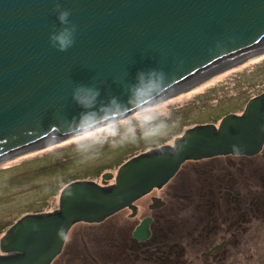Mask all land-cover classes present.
<instances>
[{
	"label": "water",
	"instance_id": "obj_1",
	"mask_svg": "<svg viewBox=\"0 0 264 264\" xmlns=\"http://www.w3.org/2000/svg\"><path fill=\"white\" fill-rule=\"evenodd\" d=\"M262 50L264 0H0V163L127 117ZM263 144L264 91L241 113L131 156L101 183H66L56 209L23 214L4 231L0 264H51L73 224L131 208L188 160L251 156Z\"/></svg>",
	"mask_w": 264,
	"mask_h": 264
},
{
	"label": "flooded vegetation",
	"instance_id": "obj_2",
	"mask_svg": "<svg viewBox=\"0 0 264 264\" xmlns=\"http://www.w3.org/2000/svg\"><path fill=\"white\" fill-rule=\"evenodd\" d=\"M188 161L203 162L188 167L184 162L169 179L178 181L170 191H161L168 181L131 208L99 223L82 222L94 226L119 216L106 229L112 230L89 235L100 246L101 264L249 263L250 246L264 234V144L251 156ZM143 220L147 235L138 238L134 232Z\"/></svg>",
	"mask_w": 264,
	"mask_h": 264
},
{
	"label": "rangeland",
	"instance_id": "obj_3",
	"mask_svg": "<svg viewBox=\"0 0 264 264\" xmlns=\"http://www.w3.org/2000/svg\"><path fill=\"white\" fill-rule=\"evenodd\" d=\"M262 91L264 50L212 77L155 100L133 114L119 119L129 120L140 111L149 112L156 117L149 125L156 129L154 135L145 137L144 129L137 125L136 130L138 129L139 134L134 138H109L103 144H92L85 150L78 149L77 144L73 143L79 136L103 134L102 124L97 128L66 137L56 144L0 163V226L12 224L26 213L56 209L58 195L63 186L56 192V187L52 188L55 183L73 178L101 183V175L104 172H110L114 176L117 167L133 154L140 153L142 148L149 149L165 139L163 144L171 143L187 126L194 125L192 123L215 121L217 124L225 112L241 113L247 100ZM181 107L184 109L166 120L170 111ZM178 131L179 134L174 136ZM201 162L203 161H186L184 164L188 167ZM113 180L114 178H111L107 182L112 183ZM176 183L177 179H172L161 191L165 189L170 191ZM116 217L119 216L113 215L104 223L94 226L82 222L73 224L71 233L65 241L62 256L56 257L53 264H84L81 241L85 243L89 235L112 230L113 227L106 229L111 227ZM249 254L254 256H251L252 259L249 258L248 264L253 261L254 264H264V234L259 235L257 240L255 238L249 248Z\"/></svg>",
	"mask_w": 264,
	"mask_h": 264
},
{
	"label": "clouds",
	"instance_id": "obj_4",
	"mask_svg": "<svg viewBox=\"0 0 264 264\" xmlns=\"http://www.w3.org/2000/svg\"><path fill=\"white\" fill-rule=\"evenodd\" d=\"M68 15L67 11H61L59 14V19L61 22H64ZM59 42L60 50H65L69 41L63 34H60L56 37ZM156 117L149 113L140 111L136 116L129 120H117L112 122H104L103 126V134L101 135H88V136H79L73 140V143L77 144L78 149L85 150L90 147L92 144H103L109 138H134L136 133L137 125L144 129L145 137L154 135L156 129L153 127H149L152 121ZM135 122V123H134ZM123 130V131H122ZM115 146V145H114Z\"/></svg>",
	"mask_w": 264,
	"mask_h": 264
},
{
	"label": "trees",
	"instance_id": "obj_5",
	"mask_svg": "<svg viewBox=\"0 0 264 264\" xmlns=\"http://www.w3.org/2000/svg\"><path fill=\"white\" fill-rule=\"evenodd\" d=\"M187 106V105H186ZM184 109V108H183ZM182 109V107L181 108H177V109H174V110H172V111H170V113L167 115V117H166V120H168V119H170L177 111H180V110H183ZM228 112H225L221 117H220V119L225 115V114H227ZM219 119V120H220ZM206 123L207 122H209V123H214L215 121H205ZM195 123H197V122H195ZM195 123H192V124H194L195 125ZM204 123V122H203ZM198 124H201V123H198ZM164 127V126H163ZM187 128H188V126H187ZM186 129V128H185ZM139 134V131H138V129L136 130V133H135V135H138ZM177 134H179V131L178 132H176V133H174V136L175 135H177ZM173 137V136H172ZM169 139V138H168ZM166 141V139L163 141V142H165ZM163 142H161V143H158V144H156V145H152V147H155V146H158V145H160V144H163ZM146 149V147H144V148H142L141 150L142 151H144ZM141 151V152H142ZM134 155V154H133ZM132 155V156H133ZM73 180H77V179H69V180H66V181H64V182H61V183H63L62 185H59V184H61V183H59V182H57V183H55L54 185H53V187L52 188H55L56 187V192L58 191V189L60 188V187H62V186H64L66 183H68V182H70V181H73ZM59 183V184H58ZM11 225V223H9V224H5V225H2V226H0V234L2 233V232H4L7 228H8V226H10ZM81 244H83V249H82V259H83V263L84 264H101L102 262H101V258H100V254H101V250H100V246L96 243V241H94L90 236H89V239L84 243V242H81ZM63 251L64 250H62V252L57 256V257H59V256H62V253H63ZM254 256V254H249V250H248V260H249V258H251V256ZM252 259V258H251ZM84 260H85V262H84ZM55 262V259L52 261V263L51 264H53ZM251 264H254V261L251 263ZM260 264V263H259Z\"/></svg>",
	"mask_w": 264,
	"mask_h": 264
},
{
	"label": "bare ground",
	"instance_id": "obj_6",
	"mask_svg": "<svg viewBox=\"0 0 264 264\" xmlns=\"http://www.w3.org/2000/svg\"><path fill=\"white\" fill-rule=\"evenodd\" d=\"M101 178H102V175H101ZM102 180V179H101Z\"/></svg>",
	"mask_w": 264,
	"mask_h": 264
}]
</instances>
